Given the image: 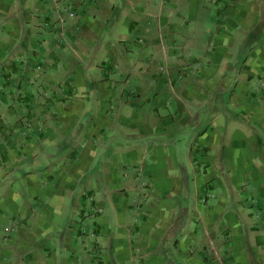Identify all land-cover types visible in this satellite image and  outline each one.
Returning <instances> with one entry per match:
<instances>
[{
    "label": "crops",
    "instance_id": "1",
    "mask_svg": "<svg viewBox=\"0 0 264 264\" xmlns=\"http://www.w3.org/2000/svg\"><path fill=\"white\" fill-rule=\"evenodd\" d=\"M0 264H264V0H0Z\"/></svg>",
    "mask_w": 264,
    "mask_h": 264
},
{
    "label": "rangeland",
    "instance_id": "2",
    "mask_svg": "<svg viewBox=\"0 0 264 264\" xmlns=\"http://www.w3.org/2000/svg\"><path fill=\"white\" fill-rule=\"evenodd\" d=\"M203 129H204V125H203ZM203 129H202V130H203Z\"/></svg>",
    "mask_w": 264,
    "mask_h": 264
}]
</instances>
